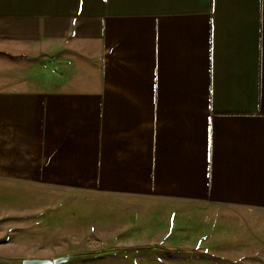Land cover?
<instances>
[{"label": "crops", "instance_id": "1", "mask_svg": "<svg viewBox=\"0 0 264 264\" xmlns=\"http://www.w3.org/2000/svg\"><path fill=\"white\" fill-rule=\"evenodd\" d=\"M0 187L264 218V0H0Z\"/></svg>", "mask_w": 264, "mask_h": 264}, {"label": "rangeland", "instance_id": "2", "mask_svg": "<svg viewBox=\"0 0 264 264\" xmlns=\"http://www.w3.org/2000/svg\"><path fill=\"white\" fill-rule=\"evenodd\" d=\"M45 192L0 187V264H138L151 249L264 248L256 215Z\"/></svg>", "mask_w": 264, "mask_h": 264}, {"label": "water", "instance_id": "3", "mask_svg": "<svg viewBox=\"0 0 264 264\" xmlns=\"http://www.w3.org/2000/svg\"><path fill=\"white\" fill-rule=\"evenodd\" d=\"M70 258H59L56 260H26L23 264H64L67 263Z\"/></svg>", "mask_w": 264, "mask_h": 264}]
</instances>
